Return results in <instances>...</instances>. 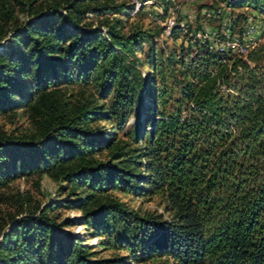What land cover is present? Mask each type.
<instances>
[{"label": "trees", "instance_id": "obj_1", "mask_svg": "<svg viewBox=\"0 0 264 264\" xmlns=\"http://www.w3.org/2000/svg\"><path fill=\"white\" fill-rule=\"evenodd\" d=\"M86 1L46 13L33 10L35 1L24 3L32 19L0 45V114L24 105L37 123L30 136L0 134V193L22 176L56 173L86 188L87 198L67 202L84 210L83 225L104 238L101 247L127 256L96 259L64 230L67 222L43 213L0 222V264H264V43L246 56L221 52L197 38L203 25H177L171 37L187 44L166 52L154 33H126L120 19L104 24L106 32L80 28L91 11L130 17L134 10L93 9ZM222 1L264 16V0ZM14 17L10 2L0 0V19ZM7 37L0 32V41ZM145 46V58L133 60ZM62 86H94L98 100L112 101L55 113L48 100ZM143 87L148 103L134 131L141 147L125 151L91 125L124 127ZM105 149L110 161L88 159ZM112 190L156 197L163 212L141 214L117 199L85 205Z\"/></svg>", "mask_w": 264, "mask_h": 264}, {"label": "rangeland", "instance_id": "obj_2", "mask_svg": "<svg viewBox=\"0 0 264 264\" xmlns=\"http://www.w3.org/2000/svg\"><path fill=\"white\" fill-rule=\"evenodd\" d=\"M9 1L11 7L15 10V17L10 23H4L0 19V32L8 33L6 42L0 41V45L5 46L15 35L16 30H21L32 18L24 3L35 1L34 9L44 13L53 9L63 11V7L67 6L74 0H6ZM169 9L166 12L167 5L163 0H95L86 1L85 7L97 8L98 6H115L126 4L134 7L130 17L125 15H106L104 17L91 11L84 17V21L79 27L100 28L104 32L107 31V24L112 20H123L125 32L132 31L136 28L150 31L156 35L155 42L160 49L169 52L172 46L178 48L182 43L187 44V40L180 35L178 39L171 37V29L177 25L184 30H188V26H192L195 30L197 25H203V32L197 35L198 39L208 38L216 49L224 52L229 50L227 44L229 42H239L248 44L257 42L264 43V16L252 9L236 10L228 8L227 4L222 0H169ZM174 23V25H172ZM172 26V27H171ZM234 27L233 30L231 28ZM253 28L255 32L248 37L247 31ZM163 30V31H161ZM161 34L158 37V33ZM148 47L141 55L135 58H145ZM141 74L148 77V69L139 67ZM146 86V85H145ZM141 90L142 97H138L137 105L134 108L127 124L124 127L116 125L113 122L103 120L93 122L91 127L100 132H106L108 139L121 147L125 151L136 150L141 144L136 141L134 131L138 129L142 120L147 99L145 97V89ZM94 86H62L54 91L48 100L47 106L52 111L55 110H75L83 105L93 106H110L112 98L106 101L97 99ZM17 102L20 99H16ZM45 105V104H44ZM9 113L0 114V134L11 137L30 136L36 132L37 123L31 113L27 111L24 105L13 107ZM112 151L102 150L91 155L88 159L93 162L110 161ZM86 188L78 185H71L68 181L59 177L56 173H37L30 176H22L7 186L0 193V222L9 224L11 219H19L23 217L39 218L43 213L54 219L58 224L67 222L63 227L66 232L79 238L89 251L94 252L95 258L99 260H115L125 257V252L106 250L101 247L100 242L104 239L97 236L96 232L83 225L82 217L84 210L72 209L67 201L75 199L87 198ZM117 199L126 204L131 210H136L141 214L158 212L162 213L163 208L158 198H141L137 195L124 194L120 191H108L106 193H95L91 198L86 200L87 208H91L99 200ZM56 204H63L59 209L52 210ZM10 227L7 226L6 229ZM127 264H134L130 261ZM146 264H157L149 262Z\"/></svg>", "mask_w": 264, "mask_h": 264}, {"label": "built area", "instance_id": "obj_3", "mask_svg": "<svg viewBox=\"0 0 264 264\" xmlns=\"http://www.w3.org/2000/svg\"><path fill=\"white\" fill-rule=\"evenodd\" d=\"M230 1V0H229ZM174 25V23L172 24ZM172 27V26H171ZM255 32V30L253 28L249 29L247 31V36L250 37L253 33ZM258 45L257 42H251L248 44H241L239 42L233 41V42H229L227 44L228 48L236 53H238L239 55L242 56H246L250 50H252L253 48H255Z\"/></svg>", "mask_w": 264, "mask_h": 264}]
</instances>
